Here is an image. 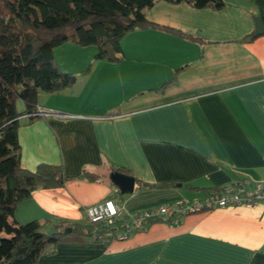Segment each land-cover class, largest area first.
<instances>
[{
  "label": "crops",
  "instance_id": "obj_1",
  "mask_svg": "<svg viewBox=\"0 0 264 264\" xmlns=\"http://www.w3.org/2000/svg\"><path fill=\"white\" fill-rule=\"evenodd\" d=\"M223 1L213 10L156 0L145 17L158 27L126 33L118 61L96 59L92 45L54 48L57 67L77 80L39 93L38 106L54 113L20 116L17 137L24 169L62 165L69 178L35 189L9 222L35 220L48 233L59 221L84 223L85 207L110 196L131 216L243 178L264 181V34L237 41L264 15V0ZM117 168L135 177L132 193L119 195ZM50 250L37 264H264V205L162 218L127 240Z\"/></svg>",
  "mask_w": 264,
  "mask_h": 264
},
{
  "label": "trees",
  "instance_id": "obj_2",
  "mask_svg": "<svg viewBox=\"0 0 264 264\" xmlns=\"http://www.w3.org/2000/svg\"><path fill=\"white\" fill-rule=\"evenodd\" d=\"M155 1L0 0V264H37L39 258L58 243H109L121 229L119 225L59 221L53 231L47 233L35 220L9 222L17 205L35 189L61 187L69 178L62 165L40 163L33 171L21 166L18 118L26 115L29 121L35 120L39 116L32 114L38 106L39 93L61 91L76 82L77 74L61 71L55 64L54 48L66 42L92 45L96 47V59L118 61L120 41L126 33L158 27L145 17L146 10ZM166 1L185 2L196 9L222 10L225 7L223 0ZM256 37L252 31L237 41L251 42ZM166 84L155 90L161 91ZM17 100L24 104L22 111L16 108ZM116 170L128 174L122 168ZM84 175L94 176L87 171H83L81 176ZM119 195L123 194L119 192ZM121 219L129 217L122 215ZM159 220L161 218L151 219L150 223ZM67 227L71 228L68 234L63 232ZM96 230L104 235L103 240L91 238Z\"/></svg>",
  "mask_w": 264,
  "mask_h": 264
},
{
  "label": "built area",
  "instance_id": "obj_3",
  "mask_svg": "<svg viewBox=\"0 0 264 264\" xmlns=\"http://www.w3.org/2000/svg\"><path fill=\"white\" fill-rule=\"evenodd\" d=\"M53 111H47L40 106L32 115L43 116ZM59 114V113H55ZM62 115V114H60ZM264 205V181H253L243 178L233 183L222 186L202 198L182 201L174 204L163 205L155 209L139 211L128 220H122V210L117 202L112 199H103L85 207V222L91 224H106L113 227L118 225L121 229L114 240H127L135 232H146L151 219H170L174 223L183 216L212 210L216 208L240 207L256 208ZM92 239L103 240L104 235L99 231L93 232Z\"/></svg>",
  "mask_w": 264,
  "mask_h": 264
},
{
  "label": "water",
  "instance_id": "obj_4",
  "mask_svg": "<svg viewBox=\"0 0 264 264\" xmlns=\"http://www.w3.org/2000/svg\"><path fill=\"white\" fill-rule=\"evenodd\" d=\"M254 21V36L264 34V15L252 16ZM111 179L114 185L118 188L121 193L130 194L134 190L135 177L130 174H126L120 171H113L111 173ZM71 228L67 227L64 229V233L68 234Z\"/></svg>",
  "mask_w": 264,
  "mask_h": 264
},
{
  "label": "rangeland",
  "instance_id": "obj_5",
  "mask_svg": "<svg viewBox=\"0 0 264 264\" xmlns=\"http://www.w3.org/2000/svg\"><path fill=\"white\" fill-rule=\"evenodd\" d=\"M16 108L18 111H22L24 109V104L21 100H17L16 102Z\"/></svg>",
  "mask_w": 264,
  "mask_h": 264
}]
</instances>
